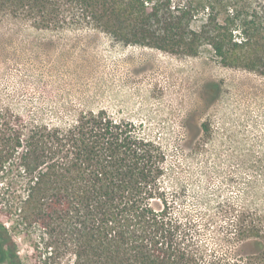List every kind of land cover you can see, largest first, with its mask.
<instances>
[{
	"label": "trees",
	"instance_id": "16d2710c",
	"mask_svg": "<svg viewBox=\"0 0 264 264\" xmlns=\"http://www.w3.org/2000/svg\"><path fill=\"white\" fill-rule=\"evenodd\" d=\"M3 24L93 29L264 76V0H0ZM145 131L104 108L54 123L0 101L1 264H25L20 241L38 233L33 264H264V154L235 198L195 213L170 197L167 152Z\"/></svg>",
	"mask_w": 264,
	"mask_h": 264
},
{
	"label": "rangeland",
	"instance_id": "374dc122",
	"mask_svg": "<svg viewBox=\"0 0 264 264\" xmlns=\"http://www.w3.org/2000/svg\"><path fill=\"white\" fill-rule=\"evenodd\" d=\"M0 39V101L47 122L104 108L141 124L167 152L162 182L170 197L181 193V208L217 210L244 187L246 163L264 154L263 75L206 54L125 44L93 29L3 24ZM203 124L210 131L199 132ZM20 242L25 264H33L34 244L43 247L39 233L38 241ZM70 261L69 255L62 262Z\"/></svg>",
	"mask_w": 264,
	"mask_h": 264
}]
</instances>
